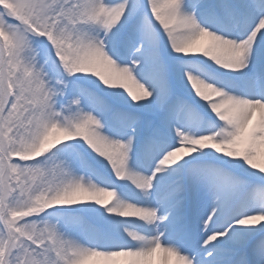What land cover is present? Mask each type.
Returning a JSON list of instances; mask_svg holds the SVG:
<instances>
[{
  "label": "snow or ice",
  "instance_id": "obj_1",
  "mask_svg": "<svg viewBox=\"0 0 264 264\" xmlns=\"http://www.w3.org/2000/svg\"><path fill=\"white\" fill-rule=\"evenodd\" d=\"M0 264H264V0H0Z\"/></svg>",
  "mask_w": 264,
  "mask_h": 264
}]
</instances>
